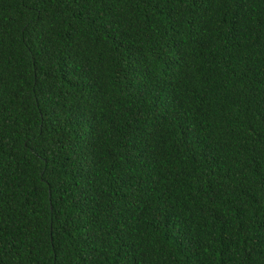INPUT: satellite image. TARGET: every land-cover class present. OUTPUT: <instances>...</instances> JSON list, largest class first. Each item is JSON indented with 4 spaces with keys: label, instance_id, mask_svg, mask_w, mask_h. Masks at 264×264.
I'll return each mask as SVG.
<instances>
[{
    "label": "trees",
    "instance_id": "16d2710c",
    "mask_svg": "<svg viewBox=\"0 0 264 264\" xmlns=\"http://www.w3.org/2000/svg\"><path fill=\"white\" fill-rule=\"evenodd\" d=\"M0 264H264V0H0Z\"/></svg>",
    "mask_w": 264,
    "mask_h": 264
}]
</instances>
